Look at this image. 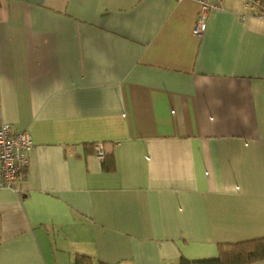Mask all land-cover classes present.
<instances>
[{"label":"crops","instance_id":"obj_1","mask_svg":"<svg viewBox=\"0 0 264 264\" xmlns=\"http://www.w3.org/2000/svg\"><path fill=\"white\" fill-rule=\"evenodd\" d=\"M198 10L0 0V122L32 138L20 192L0 188V264H176L264 237V16L222 0L196 34Z\"/></svg>","mask_w":264,"mask_h":264},{"label":"built area","instance_id":"obj_2","mask_svg":"<svg viewBox=\"0 0 264 264\" xmlns=\"http://www.w3.org/2000/svg\"><path fill=\"white\" fill-rule=\"evenodd\" d=\"M199 4L194 32L201 34L209 11L221 7L222 0H196ZM243 6L254 14L264 16V0H243ZM32 138L26 131H17L7 122H0V188L13 189L19 193L18 182L26 175L29 162L28 151ZM98 156L103 155L100 144L96 146Z\"/></svg>","mask_w":264,"mask_h":264},{"label":"trees","instance_id":"obj_3","mask_svg":"<svg viewBox=\"0 0 264 264\" xmlns=\"http://www.w3.org/2000/svg\"><path fill=\"white\" fill-rule=\"evenodd\" d=\"M91 146L89 145V147ZM101 164L103 170L106 171H112L115 168L111 154L102 155ZM260 259H264V237L233 243H220L218 245V254L213 258L191 260L180 256L176 264H245ZM74 264H92V261L87 255L77 254Z\"/></svg>","mask_w":264,"mask_h":264}]
</instances>
